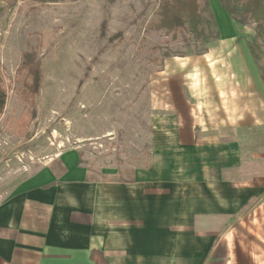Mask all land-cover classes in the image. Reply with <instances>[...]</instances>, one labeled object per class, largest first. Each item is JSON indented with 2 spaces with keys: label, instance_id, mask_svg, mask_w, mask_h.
<instances>
[{
  "label": "crops",
  "instance_id": "0c3cea01",
  "mask_svg": "<svg viewBox=\"0 0 264 264\" xmlns=\"http://www.w3.org/2000/svg\"><path fill=\"white\" fill-rule=\"evenodd\" d=\"M234 33L182 65L188 82L164 85L172 111L154 117L149 161L92 167L66 150L3 198L0 264H95L93 251L108 264H264L263 84Z\"/></svg>",
  "mask_w": 264,
  "mask_h": 264
},
{
  "label": "rangeland",
  "instance_id": "374dc122",
  "mask_svg": "<svg viewBox=\"0 0 264 264\" xmlns=\"http://www.w3.org/2000/svg\"><path fill=\"white\" fill-rule=\"evenodd\" d=\"M161 2L0 0V75L8 96L0 116V201L66 150L79 149L92 167L149 161L158 129L154 117L172 111L164 85L188 82L187 74L180 75L182 65L203 59L216 43L203 44L188 30L162 29ZM209 2L215 15L218 0ZM220 11L219 32L232 35L233 21L221 6ZM238 28L234 35L249 45L255 26ZM26 53L42 73L34 101L21 69ZM262 84L261 138L255 142L261 147L264 195ZM245 142L247 148L251 140ZM234 221L238 226L242 218Z\"/></svg>",
  "mask_w": 264,
  "mask_h": 264
},
{
  "label": "trees",
  "instance_id": "16d2710c",
  "mask_svg": "<svg viewBox=\"0 0 264 264\" xmlns=\"http://www.w3.org/2000/svg\"><path fill=\"white\" fill-rule=\"evenodd\" d=\"M48 1V0H20ZM222 10L233 22L241 26H255V35L249 43V50L264 82V0H218ZM217 19L209 0H162L160 5V27L170 33L188 30L203 44H213L220 39ZM30 81L27 84L29 98L34 101L41 88L40 64L29 53L24 55L21 66ZM7 92L0 75V116L7 103ZM91 259L95 264H108L104 255L93 251Z\"/></svg>",
  "mask_w": 264,
  "mask_h": 264
}]
</instances>
